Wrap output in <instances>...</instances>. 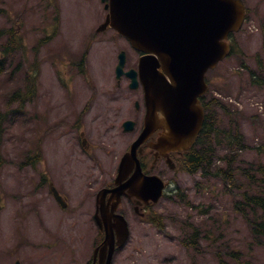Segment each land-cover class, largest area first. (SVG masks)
Returning a JSON list of instances; mask_svg holds the SVG:
<instances>
[{"label": "rangeland", "instance_id": "1", "mask_svg": "<svg viewBox=\"0 0 264 264\" xmlns=\"http://www.w3.org/2000/svg\"><path fill=\"white\" fill-rule=\"evenodd\" d=\"M243 1L244 22L229 40L235 50L207 74L210 97H228L221 98L228 112L215 109L216 126L231 129L235 111L241 144L218 142L211 133L204 145L211 149L210 165L192 174L159 162L154 169L161 170L167 188L154 209L163 215L164 228L132 221L130 238L115 252L113 264H264V239L251 235L235 209L238 184L216 174L232 163L245 180L243 167L264 166V0ZM105 14L100 0H0V52L5 53L10 29L17 31L0 72V264H88L92 235L93 250L100 242L94 223L83 227L65 220L56 226L55 215L73 216L78 201L94 211L96 193L113 178L133 136L120 123L134 116L137 95L126 85L118 89L114 68L120 50L126 51L128 67L138 54L113 29L96 31ZM17 38L23 43L19 48ZM83 54L81 69L76 62ZM80 116L92 145L89 153L72 133ZM70 158L75 179L50 180L70 196L63 210L37 183L47 160L52 166ZM99 170L109 176L101 177Z\"/></svg>", "mask_w": 264, "mask_h": 264}, {"label": "water", "instance_id": "2", "mask_svg": "<svg viewBox=\"0 0 264 264\" xmlns=\"http://www.w3.org/2000/svg\"><path fill=\"white\" fill-rule=\"evenodd\" d=\"M105 7L108 14L99 29L109 25L135 49L146 53L138 66L147 107L144 128L123 155L119 169L125 173L136 166L137 175L131 182L134 193H144L156 201L163 182L157 176L142 175L136 149L158 127L164 131L154 146L163 156L168 151L187 149L195 141L203 119L197 97L207 89L203 74L229 53L226 39L242 25L245 7L242 0H108ZM124 65L125 54L121 51L116 77L129 76L130 86L135 87L137 71L125 72ZM158 66L163 73L156 70ZM132 123L125 121L124 128L130 129ZM126 185L113 189L117 197ZM107 246L106 264L113 252L110 229H106L102 255Z\"/></svg>", "mask_w": 264, "mask_h": 264}, {"label": "trees", "instance_id": "3", "mask_svg": "<svg viewBox=\"0 0 264 264\" xmlns=\"http://www.w3.org/2000/svg\"><path fill=\"white\" fill-rule=\"evenodd\" d=\"M17 31L13 28L10 29L9 39L4 44V51L0 52V72L4 70L6 65V54L10 52V46L15 47V44H12L11 39L16 37ZM262 35H263V50H264V22L262 23ZM18 42L17 47L23 46L22 41L17 38L15 40ZM233 47V46H232ZM206 109V115L203 122V128L201 133L197 139L196 144L192 147L188 152L185 153L184 157L180 158L177 161V166L188 173H195L203 168L210 165L211 162V149L209 146L207 149L205 148L206 139L212 133L213 139L216 141L226 140L228 143L233 144H241V136L238 132V120L236 119V112H232L230 119L231 129L221 130L217 128L213 115L216 113V108H219L223 112H228L227 105L223 103L220 99L215 97H209V101H206L204 105ZM231 130L233 132H231ZM222 135V138H218V134ZM239 144V145H240ZM233 164H230L229 167L225 170L223 168H218L216 170V174H225L223 176L224 181H228L229 179L234 181V183L238 184L240 191L242 190V200H238L235 205L238 209L242 210V214L249 223V230L253 237L255 238H263L264 239V166L261 164L260 166L254 167L253 165L243 167L242 170L246 173V179H239L236 175L238 171H234ZM251 170L257 172L256 176L249 175ZM249 172V173H248ZM228 176V178L226 177ZM246 201V202H244ZM249 210V211H246ZM148 219L159 229H163L164 222L162 215L158 214L154 210L149 213ZM196 234H193L194 236ZM223 264H226L223 262ZM243 264H251L247 261H244Z\"/></svg>", "mask_w": 264, "mask_h": 264}, {"label": "flooded vegetation", "instance_id": "4", "mask_svg": "<svg viewBox=\"0 0 264 264\" xmlns=\"http://www.w3.org/2000/svg\"><path fill=\"white\" fill-rule=\"evenodd\" d=\"M117 85L121 86V83L119 82V83H117ZM126 85L129 87L128 80L126 81ZM130 92L137 95V97L133 101L134 116L132 117V119H133V121H135V125H134L133 130L130 131L131 134L133 132H135V136H136L137 133L139 132V130L142 128L143 120H144V114H145L143 90L139 85L135 89L130 90ZM98 125L94 124V126H93V137L97 136L98 131H96V130L101 129L100 124H98ZM108 129L111 130L112 132L114 130H117L114 128V126L112 128H108ZM159 131L160 130L155 131V133L149 137V139L143 144L142 147L143 148L147 147L149 145L148 143L152 142L155 139V137L159 134ZM72 133L75 136L78 135V137H80L81 143L86 142L84 135H83V132L80 131V129H78V127H76V126L72 127ZM135 136L132 138V140L135 138ZM83 139H84V141H82ZM94 143H95V141H93V148H94ZM84 150L85 151L90 150V149H88L87 144H86V149H84ZM150 153L153 154V151H150ZM140 154H141V156H143L145 154L144 149L141 151ZM107 155H108V152H107ZM152 156H153V161L156 162L158 160V158L155 156V153ZM50 161H51L50 159L47 160V162L45 163L46 165H44V167H43V171L39 172L40 179L37 183V186H40V188L46 187L48 190V191H46V193H49V195L54 199V201H56L55 200L56 198L53 197V195L51 194V186H54V184H52V182L50 180L58 179L60 177H61V180L67 179V181L75 179L76 175L75 176L73 175L74 159L70 158L68 162L58 163V165L55 162H53L52 166L50 165ZM31 164H33V163H31ZM96 164H98V163H96ZM93 170H95V169L93 168ZM34 171L37 172L36 169H34ZM94 173L96 176L95 171H94ZM99 173H100L101 177H102V175L109 176V174L103 173L100 170H99ZM112 175H113L112 176L113 178L108 179L107 183H105L101 188L111 189L112 187L115 186V183H114L115 174L112 173ZM56 189L58 190L59 194L62 197L61 201L64 203V207H62L57 201L56 202L63 208V210H65L64 208H66L71 201V199L69 198L70 196L68 193L64 194L58 188H56ZM82 197H84L85 200L87 199L84 195ZM82 197H80V198L82 199ZM47 201H49V198ZM112 202L113 201L110 197V192H107L105 194V197L103 200V205H102V209L106 208L107 210L104 211V216H102V209L98 208L97 203H96V199H95L94 211H93V208L92 209H85L83 206H80L81 203L78 201V204L75 205L73 216L69 215V214H67V216H65V215L60 214L59 212L57 215H55V219H56L55 225L60 226V225H62L63 222H65V220H67V222L69 224L81 225L83 227L91 226L94 223L95 226L99 229L100 226H102V228L105 227L104 221H105V219L111 217V213H112V214L123 215V217L126 219V222L129 226V222H130L129 212L131 214L133 213V217H132L133 222L135 221V218L139 219V221L142 222V219L144 216V211H145V205L142 204L141 202L136 203V199L134 197H130L127 192L121 196V198L119 199V203H118L117 207L115 209H113V212L110 211L111 207H112ZM69 219H71V220H69ZM78 219H79V221H78ZM109 223L115 229H117L119 227V224H117L113 220L112 217H111V220ZM98 235H99V231H98ZM102 239H103V233L100 231V242L99 243H101ZM92 241H93V235H92V240H91V247L93 249V242ZM88 264H93V252H92V255L90 257ZM95 264H97V261H95Z\"/></svg>", "mask_w": 264, "mask_h": 264}, {"label": "bare ground", "instance_id": "5", "mask_svg": "<svg viewBox=\"0 0 264 264\" xmlns=\"http://www.w3.org/2000/svg\"><path fill=\"white\" fill-rule=\"evenodd\" d=\"M239 144H240V143H239ZM49 253H51V251H50ZM62 255H64V254H62ZM57 261H59V259H58ZM58 264H59V262H58Z\"/></svg>", "mask_w": 264, "mask_h": 264}]
</instances>
